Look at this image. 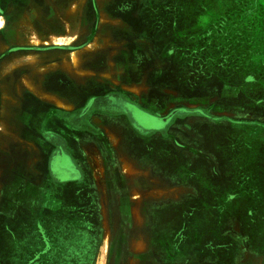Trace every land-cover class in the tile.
Masks as SVG:
<instances>
[{"label":"rangeland","instance_id":"obj_1","mask_svg":"<svg viewBox=\"0 0 264 264\" xmlns=\"http://www.w3.org/2000/svg\"><path fill=\"white\" fill-rule=\"evenodd\" d=\"M112 92L140 131L34 179L37 113ZM0 264H264V0H0Z\"/></svg>","mask_w":264,"mask_h":264},{"label":"crops","instance_id":"obj_2","mask_svg":"<svg viewBox=\"0 0 264 264\" xmlns=\"http://www.w3.org/2000/svg\"><path fill=\"white\" fill-rule=\"evenodd\" d=\"M66 107L67 106L65 104L64 106H61V108L53 110L54 112H52L48 117H46V113L43 115L40 112L37 113V121H39L40 128L37 129L36 135L39 139L43 138V141L39 140L40 142H38L37 146H35L37 152H39L41 156L40 159L35 161L36 165L30 169L31 171L29 173L32 175V177H34V179L36 178L38 181L43 179L44 182L46 178H48L46 174L47 161L49 166L48 172L53 183L59 186H78L83 182V168L80 167L77 160V155L75 156L76 152H73L70 143H73L75 147L76 142L80 140L79 138L85 137V134L96 132L95 128L107 130L110 126L111 128H114V125L116 123L118 124L120 120L122 125H126L128 122H125V120L123 121L122 118L119 120L120 117H108V119L111 120L108 121L107 119L103 118V116L96 113L90 116V119L86 117L83 125L77 127L74 120L71 118V115L74 114L77 109H69ZM109 124L113 125L109 126ZM57 145L62 147V152H64V155L67 159L64 161L60 158L59 160L54 159L55 162L52 163L51 158L57 149ZM133 145L136 147L135 144ZM135 149L136 152H140L139 148L136 147ZM76 151L80 153L79 149L77 148ZM40 165L42 167L44 166L43 169H40ZM63 176L68 178L62 180L61 178H63Z\"/></svg>","mask_w":264,"mask_h":264},{"label":"flooded vegetation","instance_id":"obj_3","mask_svg":"<svg viewBox=\"0 0 264 264\" xmlns=\"http://www.w3.org/2000/svg\"><path fill=\"white\" fill-rule=\"evenodd\" d=\"M127 101L130 102L124 96L123 93H119V92L117 93L112 92V93L105 94L103 96H93L87 101L85 106L76 110L75 113L71 115L72 116L71 118L72 120H74L77 127H80L83 125V122L85 121L86 117L90 119V116L96 113H98L101 116H105V117L106 116L107 117H124L126 114L122 107H124L123 105ZM117 110H120V111H117ZM129 126L135 130L140 131V128H136L134 124L131 122L129 123ZM56 148L57 149L51 158L52 163L55 162L54 159L59 160L60 158V159H63V161L67 159L66 156L64 155V152H62V147L60 145H57ZM67 178L68 177L63 176V178L61 179L64 180Z\"/></svg>","mask_w":264,"mask_h":264},{"label":"bare ground","instance_id":"obj_4","mask_svg":"<svg viewBox=\"0 0 264 264\" xmlns=\"http://www.w3.org/2000/svg\"><path fill=\"white\" fill-rule=\"evenodd\" d=\"M72 106V105H71Z\"/></svg>","mask_w":264,"mask_h":264}]
</instances>
